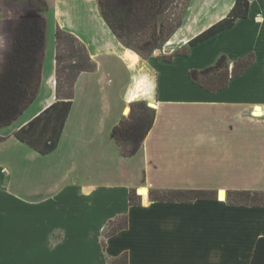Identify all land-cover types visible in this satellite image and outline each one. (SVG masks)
I'll return each mask as SVG.
<instances>
[{
  "label": "crops",
  "instance_id": "crops-1",
  "mask_svg": "<svg viewBox=\"0 0 264 264\" xmlns=\"http://www.w3.org/2000/svg\"><path fill=\"white\" fill-rule=\"evenodd\" d=\"M46 1L41 83L23 113L38 105L18 125L0 127V264H107L124 251L128 264H249L264 236V206L232 204L226 196L228 190L264 191V0H250L247 16L170 61L124 46L96 0ZM233 3L190 0L167 50L185 45ZM11 22L0 10V59L8 52ZM57 25L86 45L96 68L78 75L58 145L49 152L59 153L69 177L50 193H23L8 187V174L22 162L18 149L43 154L13 131L56 99ZM248 53L253 62L221 90L207 91L189 77L191 68L213 64L221 54L231 68ZM134 100L152 102L155 118L140 149L123 157L111 129ZM152 187L211 189L216 197L153 201ZM131 188L140 189V205L128 203ZM121 215L127 226L104 237L108 220Z\"/></svg>",
  "mask_w": 264,
  "mask_h": 264
},
{
  "label": "trees",
  "instance_id": "trees-1",
  "mask_svg": "<svg viewBox=\"0 0 264 264\" xmlns=\"http://www.w3.org/2000/svg\"><path fill=\"white\" fill-rule=\"evenodd\" d=\"M99 12L112 33L121 43L141 57L152 54L181 25L190 0H96ZM250 0H234L227 14L191 37L181 51L158 57L170 61L176 55H186L189 47L231 27L237 18L248 14ZM0 6L4 16L11 18V37L7 55L0 59V127L10 125L34 101L38 93L45 54L46 26L44 16L49 8L46 0H4ZM55 42V101L40 110L13 131L16 139L40 154L53 151L59 142L65 120L74 97V84L81 72L94 71L95 61L86 45L73 33L56 26ZM254 54L248 53L234 61L231 68L226 54L213 64L191 68L192 81L207 91L223 89L228 81L250 66ZM113 125L111 135L119 154L134 155L152 127L155 108L145 100H134ZM5 136L0 135V140ZM139 194H138V193ZM140 189L131 188L130 205H140ZM216 197L215 190L203 188H150L153 201L191 202ZM226 200L232 204L264 206V191L228 190ZM126 215L107 222L106 237L127 226ZM109 264H128L127 252L113 258ZM249 264H264V236L256 239Z\"/></svg>",
  "mask_w": 264,
  "mask_h": 264
},
{
  "label": "rangeland",
  "instance_id": "rangeland-1",
  "mask_svg": "<svg viewBox=\"0 0 264 264\" xmlns=\"http://www.w3.org/2000/svg\"><path fill=\"white\" fill-rule=\"evenodd\" d=\"M0 6H3V7L5 6L4 0H0ZM186 12H187V10H186ZM186 12H184V14H183L182 22L184 20ZM5 33L7 35V39L9 40L11 37V27L9 28V26H6V32ZM168 40L165 42H162L158 46V48L155 50V51H158L156 55L163 57V56H167V54H170L171 51L167 50ZM184 46L185 45H183L182 47L176 48L171 53H173L175 51H181L184 48ZM155 51H153L152 54H155ZM197 61H198V63H204L203 62L204 60H202V59L197 60ZM51 67H52V56H51V51H49V53H47L46 58H45V67H44V75L45 76L47 75V73L51 69ZM37 105H38V103H35L32 107H30V109H28L25 113H23L16 121H14L11 126L8 125L9 127L6 126V127H4V129L7 128V130H9L11 127L16 126L19 123H21L37 107ZM149 106H151V105H149ZM129 110H130V107H129ZM17 145L20 146L19 143H17ZM9 146H12V143L7 142V148ZM22 146H23L22 147L23 149L21 148V152L18 149V152L21 154V159H22L21 165H19V168L14 167L15 170L13 169L12 172L8 174V182L10 183V185L8 186L9 188L14 189V184H15V187H17L18 191H22L23 193H32L33 192L35 194H38V193L46 194V193H50L52 191H55V189L58 186V185L57 186H55V185H56L57 181H58L57 183L59 184V179L61 181H64L63 175H65V179H67L69 177L70 171H66L64 169V167L62 166V163L60 162V160H61L60 155L58 152H52V153H49L47 155H39V154L31 151L26 146H24V145H22ZM10 149L11 148L9 147V150ZM0 151H1V148H0ZM17 166H18V164H17ZM120 179H118V181L121 183L122 181ZM178 179H182L183 181H187L186 178L183 176L182 177L179 176ZM152 188H154V187H152ZM163 190H165V189H163ZM107 231H108V226L104 227V237H105ZM104 240H105V238H103V240H102L103 246H105ZM110 261L107 264H109Z\"/></svg>",
  "mask_w": 264,
  "mask_h": 264
},
{
  "label": "bare ground",
  "instance_id": "bare-ground-1",
  "mask_svg": "<svg viewBox=\"0 0 264 264\" xmlns=\"http://www.w3.org/2000/svg\"><path fill=\"white\" fill-rule=\"evenodd\" d=\"M151 103H152V102H151ZM151 103H150V105L153 106V105H152L153 103H152V104H151ZM255 113H258V114H259V113H260V110H259V109H256V110H255ZM220 197H221L222 199H223V197H225V192H224V191H221V192H220Z\"/></svg>",
  "mask_w": 264,
  "mask_h": 264
},
{
  "label": "water",
  "instance_id": "water-1",
  "mask_svg": "<svg viewBox=\"0 0 264 264\" xmlns=\"http://www.w3.org/2000/svg\"><path fill=\"white\" fill-rule=\"evenodd\" d=\"M158 51H155V54H157Z\"/></svg>",
  "mask_w": 264,
  "mask_h": 264
},
{
  "label": "built area",
  "instance_id": "built-area-1",
  "mask_svg": "<svg viewBox=\"0 0 264 264\" xmlns=\"http://www.w3.org/2000/svg\"><path fill=\"white\" fill-rule=\"evenodd\" d=\"M253 114H254V110H253Z\"/></svg>",
  "mask_w": 264,
  "mask_h": 264
}]
</instances>
